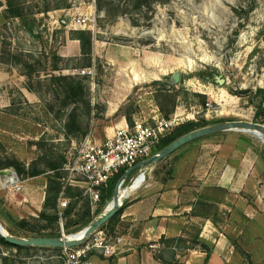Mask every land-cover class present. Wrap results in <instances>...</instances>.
Returning <instances> with one entry per match:
<instances>
[{
	"label": "rangeland",
	"instance_id": "374dc122",
	"mask_svg": "<svg viewBox=\"0 0 264 264\" xmlns=\"http://www.w3.org/2000/svg\"><path fill=\"white\" fill-rule=\"evenodd\" d=\"M58 1L22 0L25 15L6 17L7 0H0V164H10L0 168V175L13 168L23 179H31L26 172L34 166L48 168L60 157L65 162L86 133L107 125V100H123L117 115L129 114L133 124L175 116L179 124L234 120L264 124V112L255 118L257 107L264 105V0H102L101 9L97 0H68L69 7L56 9ZM46 6L51 10L44 11ZM81 16L95 18L91 22L94 54L96 48L103 56L92 61L95 75L89 84L94 110L88 129L68 137L65 117L57 114L62 97L57 99L50 90L47 76L86 68L88 59L83 55L59 61L63 68L59 71L52 68L53 53L60 54L71 42L72 30L83 29L73 25ZM3 46L6 53H1ZM176 72L180 77L175 81ZM40 79L39 91L28 90V83L37 88ZM16 164L26 171H19ZM148 166H154L153 180L179 176L200 185L194 211L209 216L226 235L231 263L264 264L261 134L236 129L216 132ZM140 171L135 170L122 188L130 186ZM50 173L54 174L43 173L47 183ZM144 177L140 184L147 182ZM15 193L0 190V222L6 231L30 237L58 228L38 219L40 212H33L32 205H19L16 200L23 194ZM21 218L26 221L23 225ZM79 228L72 224L66 234ZM197 232L194 226L189 242L170 238L157 255L183 260V247L204 245ZM207 244L212 247L213 240ZM173 251L180 256L173 257ZM0 264L64 262L60 248L17 250L0 245Z\"/></svg>",
	"mask_w": 264,
	"mask_h": 264
},
{
	"label": "crops",
	"instance_id": "0c3cea01",
	"mask_svg": "<svg viewBox=\"0 0 264 264\" xmlns=\"http://www.w3.org/2000/svg\"><path fill=\"white\" fill-rule=\"evenodd\" d=\"M70 41L60 49V55L64 58L80 57L82 55L80 41L78 39ZM102 56L96 48L94 54L93 48L94 61L97 57ZM33 96L34 94L30 93V97ZM123 104V100L118 103L107 100L104 114L107 125L92 130L97 140H104L107 136H112L117 128L129 125L125 115L121 113L117 115ZM151 167L139 170L148 177L145 184H140L144 177L141 175L142 180L137 179L138 176L130 186L120 189L119 196L122 197L125 206L116 218L114 233L123 237L121 252L113 257L94 255L92 257L93 264H233L227 254L232 250L226 235L217 230L209 216L194 211L200 185L194 180H187L179 176L168 180H158L157 178L153 180L156 173H152L151 169L154 166ZM44 177L45 175L40 174L33 176L32 180L25 179V189L15 193V195L23 194L22 198H16L19 205L24 204L30 208L33 206V212L43 210L46 197L45 189L48 185L47 178ZM2 190L6 191L7 189ZM111 201L112 199L107 201L102 211ZM200 219L205 222L200 223ZM194 226L198 229V241L204 244L202 247H198L199 243L183 247L185 251L183 260L165 259L163 256L157 255V251H164L170 238H180L189 242ZM216 231H218L217 234ZM208 239L213 240L212 247H209L211 248L209 257L205 248L208 246ZM24 246L16 249H33V247L47 248L48 250L59 249V247L52 246ZM172 255L176 258L177 255L180 256V253L173 251Z\"/></svg>",
	"mask_w": 264,
	"mask_h": 264
},
{
	"label": "built area",
	"instance_id": "2783aa9c",
	"mask_svg": "<svg viewBox=\"0 0 264 264\" xmlns=\"http://www.w3.org/2000/svg\"><path fill=\"white\" fill-rule=\"evenodd\" d=\"M91 22H95L93 16H81L73 20V25L74 28L92 30ZM72 73L89 75L93 78L95 68H77ZM153 119V122L147 119L135 120L132 125L117 128L112 136H107L104 140H97L93 132L89 131L78 143H75L73 151L60 168L63 174L62 191L58 198L61 236L69 235L66 234L63 219V212L71 201V198L65 194L68 186L77 187L83 191L84 196L90 202L92 214H95L100 202L102 187L108 186L109 180L120 169H128L154 154L162 138L180 123L177 116L171 119L156 117ZM5 171L1 175L2 189L13 192L25 189V179L15 169L9 168ZM141 175L145 176L144 172H140L138 176ZM145 179L143 177V182ZM122 204L121 197L120 205ZM122 243L121 235L112 233L107 227L101 226L81 243L60 247L61 257L64 264H93L94 255L113 257L119 254Z\"/></svg>",
	"mask_w": 264,
	"mask_h": 264
},
{
	"label": "trees",
	"instance_id": "16d2710c",
	"mask_svg": "<svg viewBox=\"0 0 264 264\" xmlns=\"http://www.w3.org/2000/svg\"><path fill=\"white\" fill-rule=\"evenodd\" d=\"M102 0H97L98 8H102L103 3ZM148 1V0H145ZM8 7L6 8V17H22L25 15V6L23 5L22 0H7ZM70 6L68 0H59L56 3L54 8H67ZM51 10L50 6H46L44 11ZM72 39H78L81 45V52L83 56H86L88 59V64L86 67H93L95 62L93 63V32L89 29H75L71 32ZM4 42V41H3ZM5 43V42H4ZM6 47L3 46L1 49V53H6ZM54 59L56 61L53 64L52 68L54 71H59L63 68L59 67L58 62L62 61L64 57H62L57 52L53 53ZM28 74V73H26ZM29 75V74H28ZM89 75H81L78 73H69L65 74L59 72V74H51L47 76V80L49 81L50 90L53 91L56 98H61V107L57 112L58 117H65L64 123V134L66 136L75 135L77 131H82V129H88V122L92 116V112L94 110V106L92 104V100L90 97V84H89ZM43 86L42 80L38 81V87L30 82L26 86L28 90L37 92ZM200 95V94H196ZM264 102V97H263ZM54 110V106H50V111ZM264 112V105H259L257 107L255 118L259 117V115ZM129 125L133 124L132 117L129 114L124 113ZM169 116V114H167ZM207 123L202 121H187L177 125L173 130L162 138L160 144L157 146V150H160L170 144L175 139L180 136L186 134L189 131L194 129L207 126ZM86 132H84L85 134ZM87 134V133H86ZM213 135V134H211ZM230 138V137H229ZM227 137V139L229 140ZM226 139V140H227ZM227 140V141H228ZM54 157V155H53ZM64 157L53 159L48 165V168H40L39 166H34L28 172H26L27 176H37L43 173H48V171H53L54 174L49 175V181L47 185L46 197L44 200V208L40 212L38 219L44 220L47 222V226H56L58 228H53L52 230L46 229L42 230L40 234H34L35 236H49L56 237L61 236V228H60V215L58 210V198L62 191L63 183L61 181L62 174L60 172V168L63 165ZM6 165V166H4ZM8 164H0V168L8 167ZM19 171H26L25 167L21 164H16ZM127 168L120 169L114 177L109 180L108 186L102 187L101 198L98 204V209L95 214H92L90 209V203L86 196H84L83 191L77 187L68 186L65 190V194L71 198V201L67 208H65L63 212L64 219V227L65 231L69 233V229L73 226H79L80 229L87 226L94 218V216L99 215L102 211L103 206L107 203L108 200H111L114 194V190L117 186V183L125 174ZM137 170V169H136ZM133 170L131 174L134 172ZM128 178L130 177V175ZM127 178V179H128ZM127 181V180H126ZM80 204V207L78 205ZM125 203L120 205L119 210L110 218L102 227H107L110 232L114 233V224L116 222V218L121 214L122 209L124 208ZM78 209V210H77ZM71 217H75V220H70ZM25 218H21V225H23L26 221ZM46 226V227H47ZM51 229V228H50ZM0 245L15 247V248H23L24 245H14L7 240H5L0 235ZM205 247V246H204ZM207 255L209 257L211 253V248L208 246L205 247Z\"/></svg>",
	"mask_w": 264,
	"mask_h": 264
},
{
	"label": "water",
	"instance_id": "95a60500",
	"mask_svg": "<svg viewBox=\"0 0 264 264\" xmlns=\"http://www.w3.org/2000/svg\"><path fill=\"white\" fill-rule=\"evenodd\" d=\"M180 77V72H176L174 75V80H178ZM236 129V130H246L252 131L254 133H259L264 139V124L257 123L253 121H243V120H234V121H225L219 122L212 125L203 126L192 131L187 132L186 134L180 136L179 138L172 141L170 144L164 148L156 151L154 154L148 158L138 162L137 164L129 167L120 181L117 183V186L114 190L112 201L107 205L105 210L100 213L98 216L93 218V220L80 231L71 233L68 236H30V237H20L13 235L6 231L3 225L0 222V235L7 240L8 242L14 245H37V246H52V247H63V246H74L81 243L87 236L92 232L104 225L112 216L119 210L121 197L120 188L126 182L129 174L136 169H142L149 164L156 163L163 158H166L177 149L183 145L194 141L196 139L214 134L216 132Z\"/></svg>",
	"mask_w": 264,
	"mask_h": 264
},
{
	"label": "bare ground",
	"instance_id": "6f19581e",
	"mask_svg": "<svg viewBox=\"0 0 264 264\" xmlns=\"http://www.w3.org/2000/svg\"><path fill=\"white\" fill-rule=\"evenodd\" d=\"M137 179H141V180H142L141 176H139ZM121 188H122V186H121ZM121 188H120V189H121Z\"/></svg>",
	"mask_w": 264,
	"mask_h": 264
}]
</instances>
